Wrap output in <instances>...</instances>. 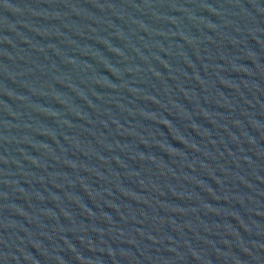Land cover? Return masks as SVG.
<instances>
[{
  "label": "water",
  "instance_id": "95a60500",
  "mask_svg": "<svg viewBox=\"0 0 264 264\" xmlns=\"http://www.w3.org/2000/svg\"><path fill=\"white\" fill-rule=\"evenodd\" d=\"M0 264H264V0H0Z\"/></svg>",
  "mask_w": 264,
  "mask_h": 264
}]
</instances>
